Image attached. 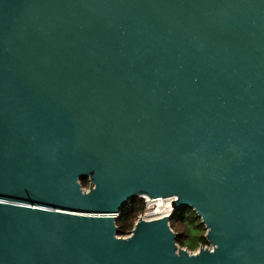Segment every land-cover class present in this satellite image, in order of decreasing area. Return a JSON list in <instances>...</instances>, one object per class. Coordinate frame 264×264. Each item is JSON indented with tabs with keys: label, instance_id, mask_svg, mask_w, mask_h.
I'll list each match as a JSON object with an SVG mask.
<instances>
[{
	"label": "water",
	"instance_id": "water-1",
	"mask_svg": "<svg viewBox=\"0 0 264 264\" xmlns=\"http://www.w3.org/2000/svg\"><path fill=\"white\" fill-rule=\"evenodd\" d=\"M0 264H264V0H0Z\"/></svg>",
	"mask_w": 264,
	"mask_h": 264
},
{
	"label": "trees",
	"instance_id": "trees-1",
	"mask_svg": "<svg viewBox=\"0 0 264 264\" xmlns=\"http://www.w3.org/2000/svg\"><path fill=\"white\" fill-rule=\"evenodd\" d=\"M83 187H89V180L84 178L81 180ZM145 210V202L137 200L130 202L122 211L121 218L117 221L119 227V235H126L135 225L137 215H141ZM170 226L178 234L177 243L182 248L195 251L197 247L208 244L204 232V225L201 219L193 212V210L181 207L177 209L170 221Z\"/></svg>",
	"mask_w": 264,
	"mask_h": 264
},
{
	"label": "built area",
	"instance_id": "built-area-1",
	"mask_svg": "<svg viewBox=\"0 0 264 264\" xmlns=\"http://www.w3.org/2000/svg\"><path fill=\"white\" fill-rule=\"evenodd\" d=\"M160 200H167L170 202V205H172V201L175 200V198H166V199H149L148 197H144V201H145V210H144V214L141 216V218L146 219V220H151L150 218V213L155 211L157 212L158 208L162 206V203L160 202ZM201 247V246H200ZM199 247V248H200ZM208 247V246H206ZM210 247V246H209ZM199 250V249H198ZM197 250V251H198ZM196 251V252H197Z\"/></svg>",
	"mask_w": 264,
	"mask_h": 264
},
{
	"label": "bare ground",
	"instance_id": "bare-ground-1",
	"mask_svg": "<svg viewBox=\"0 0 264 264\" xmlns=\"http://www.w3.org/2000/svg\"><path fill=\"white\" fill-rule=\"evenodd\" d=\"M160 202L162 203V206L158 208L157 212L153 211L150 213L151 220L170 215L172 210V205H170V202L167 200H160Z\"/></svg>",
	"mask_w": 264,
	"mask_h": 264
},
{
	"label": "rangeland",
	"instance_id": "rangeland-1",
	"mask_svg": "<svg viewBox=\"0 0 264 264\" xmlns=\"http://www.w3.org/2000/svg\"><path fill=\"white\" fill-rule=\"evenodd\" d=\"M90 185V184H89ZM86 189H89V187H85ZM144 213H142L141 215H137V219H136V222L138 221V219H139V217H141L142 215H143ZM143 217V216H142ZM136 222H135V224H136ZM135 226V225H134ZM205 228V227H204ZM134 229V228H133ZM132 229V230H133ZM132 230L130 231V232H128L126 235H119L120 237H124V238H127L128 236H130L131 235V233H132ZM206 233H207V231H206V229H204V232H203V235L205 236L206 235ZM204 246H210V244L208 243L207 245H204ZM200 247V246H199ZM199 247H197V249L195 250V251H192V250H190L191 252H196L198 249H199ZM184 249H187L186 247H184Z\"/></svg>",
	"mask_w": 264,
	"mask_h": 264
},
{
	"label": "flooded vegetation",
	"instance_id": "flooded-vegetation-1",
	"mask_svg": "<svg viewBox=\"0 0 264 264\" xmlns=\"http://www.w3.org/2000/svg\"><path fill=\"white\" fill-rule=\"evenodd\" d=\"M141 201H144V199L143 200H141ZM145 202V201H144Z\"/></svg>",
	"mask_w": 264,
	"mask_h": 264
}]
</instances>
